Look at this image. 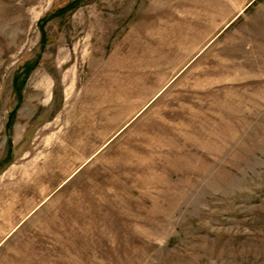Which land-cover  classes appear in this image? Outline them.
<instances>
[{"label": "rangeland", "instance_id": "obj_1", "mask_svg": "<svg viewBox=\"0 0 264 264\" xmlns=\"http://www.w3.org/2000/svg\"><path fill=\"white\" fill-rule=\"evenodd\" d=\"M0 264H264V0H0Z\"/></svg>", "mask_w": 264, "mask_h": 264}]
</instances>
